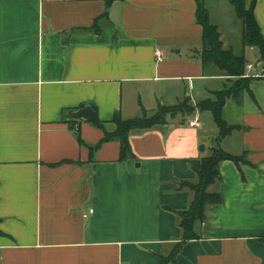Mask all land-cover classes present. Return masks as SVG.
<instances>
[{
	"label": "crops",
	"instance_id": "0c3cea01",
	"mask_svg": "<svg viewBox=\"0 0 264 264\" xmlns=\"http://www.w3.org/2000/svg\"><path fill=\"white\" fill-rule=\"evenodd\" d=\"M204 1L226 49L255 48L231 0ZM196 12L197 0H0V264H160L182 239L180 212L195 193L180 184L198 180L217 135L198 116L200 126L168 119L132 130L133 156L121 160L119 140L91 154L63 113L95 105L104 127H80L95 145L116 130V113L213 97L227 76L192 56L203 39ZM255 16L264 36V0ZM97 18L100 33L80 30ZM239 117L220 145L250 163L221 162L209 189L222 202L207 207L179 264H264V109Z\"/></svg>",
	"mask_w": 264,
	"mask_h": 264
},
{
	"label": "trees",
	"instance_id": "16d2710c",
	"mask_svg": "<svg viewBox=\"0 0 264 264\" xmlns=\"http://www.w3.org/2000/svg\"><path fill=\"white\" fill-rule=\"evenodd\" d=\"M116 0H106L107 4ZM237 16L243 24V44L245 46H253L259 48L261 52L260 60L264 61V36L255 16L256 0H231ZM101 18L95 19L93 25L89 28L80 29L82 32L100 33L101 26L99 21ZM197 22L202 26V45L200 49L193 51L192 56L201 61L203 67L209 65L217 66L227 76L226 85L223 89L213 92V97L206 98L193 104L188 96L175 105L162 106L159 111L153 115H147L146 112L141 116L130 119H124L119 113H116L112 122L116 124L114 132L105 131L102 139L95 145H88L81 137L80 127L85 119H73L71 113L73 109H66L63 113V120L70 125V128L77 136L81 145L89 148L93 154L103 143L113 139L120 141L121 160L133 156V150L130 142V133L136 129H149L156 125H164L168 123V117L177 115H190L200 110H209L219 129L218 135L215 137V146L212 152L204 156L201 165L197 169L198 180L182 181L180 188H189L194 191L195 196L187 210L181 211V226L183 228L182 239L174 246L171 253L161 257L160 264H168L170 262L179 264L177 255L182 250L184 244L200 235L195 230L198 222H204L207 218L206 210L209 205L220 204L222 196L219 191H210L209 187L219 182L222 177L220 173V164L224 160H231L238 166L241 163L249 164L246 158V152L243 154L231 153L220 146V143L227 137L231 136L240 128L239 124H231L224 116V107L229 99H240L245 91H248L253 97L254 92L250 85L254 76H247V59L244 54H236L233 49H226L221 40L218 25L211 21L209 10L204 0H197ZM82 107H85L83 104ZM97 110V107L93 105ZM92 122L100 128L104 127V121L96 118ZM264 241V237L261 238Z\"/></svg>",
	"mask_w": 264,
	"mask_h": 264
},
{
	"label": "rangeland",
	"instance_id": "374dc122",
	"mask_svg": "<svg viewBox=\"0 0 264 264\" xmlns=\"http://www.w3.org/2000/svg\"><path fill=\"white\" fill-rule=\"evenodd\" d=\"M230 10L234 12L233 6H229ZM241 25L242 21L239 20ZM236 27V26H235ZM235 27L233 26L231 29L234 30ZM261 52L259 48H248L247 52L245 54V57L247 59V66L249 64L253 65V69L249 70L246 69L247 76H254V77H260V78H254L251 82V89L254 92V97L248 92L245 91L240 98L242 99L241 105L236 104V102L233 101V99H229L227 102V105L224 107V116L227 119L229 123L232 124H243L242 120L239 117L240 111L245 109H264V62L260 60ZM259 73V74H258ZM239 101V99H237ZM236 100V101H237ZM159 103H157L158 105ZM196 116H198L201 121L203 122L205 130L207 132H214L216 135H218L219 129L217 127V124L213 118L212 113L209 110H204L202 112L195 111L190 115H178L175 119L172 120L173 117H168L169 121L173 124H179L184 123L188 124L190 123L191 119H196ZM207 136L210 137V134ZM214 136V135H211ZM215 139V138H214ZM213 139V140H214ZM232 142L237 143L239 141L238 136L234 137ZM215 145V144H214ZM223 147V144L220 145Z\"/></svg>",
	"mask_w": 264,
	"mask_h": 264
},
{
	"label": "water",
	"instance_id": "95a60500",
	"mask_svg": "<svg viewBox=\"0 0 264 264\" xmlns=\"http://www.w3.org/2000/svg\"><path fill=\"white\" fill-rule=\"evenodd\" d=\"M71 118L73 119H85L88 121H93L97 118V112L93 109L92 106H85L77 111L71 113ZM205 146L202 144L200 146L201 150H204Z\"/></svg>",
	"mask_w": 264,
	"mask_h": 264
},
{
	"label": "built area",
	"instance_id": "2783aa9c",
	"mask_svg": "<svg viewBox=\"0 0 264 264\" xmlns=\"http://www.w3.org/2000/svg\"><path fill=\"white\" fill-rule=\"evenodd\" d=\"M155 54L157 56L158 61H163L164 57H163L162 50L156 49ZM251 66L252 65H249L248 67L251 68ZM189 124L191 126H200L201 122H200L199 118L197 117L196 119L191 120ZM92 212H94V209H90L89 213H92ZM87 216H88V214H85V217H87Z\"/></svg>",
	"mask_w": 264,
	"mask_h": 264
}]
</instances>
